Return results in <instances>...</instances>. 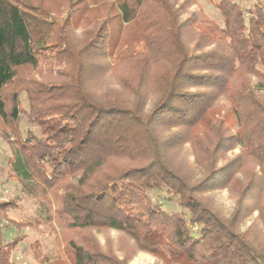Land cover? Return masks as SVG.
Returning <instances> with one entry per match:
<instances>
[{"label": "trees", "instance_id": "trees-1", "mask_svg": "<svg viewBox=\"0 0 264 264\" xmlns=\"http://www.w3.org/2000/svg\"><path fill=\"white\" fill-rule=\"evenodd\" d=\"M215 4L222 25L183 17L171 0H111L78 35V11L56 17L43 0H0V120L11 128L25 117L39 129L23 136L20 127L13 140L3 133L10 173L41 210L34 223H13L61 230L62 256L32 245L38 264H130L138 252L162 264H264V249L237 230L247 210L264 219V99L251 82L264 83V2ZM41 66L50 75L29 83L21 108L18 94L5 92L21 70ZM98 76L100 93L91 87ZM223 99L234 128L217 111ZM173 128L179 137L160 136ZM187 142L205 170L198 180L172 156ZM237 146L239 156L218 167ZM240 172L250 182L225 219L203 194L242 182ZM161 191L182 210L155 203L149 192ZM18 207L1 199L0 218ZM100 230L134 244L119 254L100 244ZM22 238L6 241L0 230V264H18Z\"/></svg>", "mask_w": 264, "mask_h": 264}, {"label": "rangeland", "instance_id": "rangeland-1", "mask_svg": "<svg viewBox=\"0 0 264 264\" xmlns=\"http://www.w3.org/2000/svg\"><path fill=\"white\" fill-rule=\"evenodd\" d=\"M43 0L44 6L53 14V16H66L70 9L78 11L80 15L79 25L76 30V34L80 35L86 25H91L96 18L103 17L106 12L105 6L111 4V0ZM177 2V6H181L183 17L188 15L197 14L203 20V15H207L209 18L222 25L224 17L220 9L216 6L219 0H171ZM241 5H244L247 9L252 8L258 3L264 2V0H238ZM94 3H96L94 5ZM85 7V8H84ZM108 14V13H107ZM111 14V13H110ZM112 15V14H111ZM205 28V27H204ZM80 37V36H78ZM107 73V78L110 79V90L115 89L114 78ZM48 73V67L41 66L35 69H23L19 72L18 78L8 87L5 92L7 95L11 93H17L19 98V105L21 108H29V103L26 100L29 88V83L45 81ZM252 84L256 87L257 95L264 99V83L257 77L251 79ZM101 83L100 77H96L91 81V87L95 92L100 93L102 90H97V85ZM227 102L223 99L217 105V111L221 116L226 119V126L234 128L233 114L226 110ZM152 104H147L146 110L151 108ZM218 117V116H216ZM221 118V117H220ZM22 129L23 136H26L28 132L38 133V127L22 117L19 124L14 127L7 128L0 120V200L16 199L19 207L16 210H11L8 214L6 221L0 218V230L3 233L6 241H11L16 237H22L17 249L14 251V259L18 264H38L32 252V245L35 243L40 244V248L45 254L52 258H58L62 256V248L55 240V235L61 232L60 228H57V223H51L49 225H38L36 227H23L18 229L13 220L16 222H35L40 217V209L36 204V200L27 195L21 185L12 177L9 167V159L11 157V151L9 145L3 138V133H7L12 140L16 138L18 129ZM179 129H161L159 133L163 138L167 137H179ZM20 132V131H19ZM172 156L175 158L183 169L193 177L194 180L200 179L204 175V168L196 161L194 149L190 143L178 144L173 147ZM240 154V148L237 146L234 149L225 151L222 157H219L217 165L218 167L228 164L232 160H235ZM236 177L243 179L240 183H230L226 186L219 187L214 191H209L203 194V198L210 201L219 213L230 219L233 216L234 211L240 199L238 194L243 190V185L248 184L250 179L248 172L237 173ZM151 198L155 203L159 204L163 209L172 213L180 212L182 209L179 207L175 199H171L165 192H149ZM248 202H252V198L247 199ZM246 200V201H247ZM43 217V215L41 216ZM55 224V225H53ZM241 234H244L247 239L257 248L264 249V219L261 218L258 209L247 210L243 219L237 229ZM57 235V236H58ZM94 235L102 246L110 245L117 253H121L122 248L131 246L134 241L126 235L119 233L115 230H100L94 231ZM133 247V246H132ZM130 264H162L157 258L144 252H138L133 256Z\"/></svg>", "mask_w": 264, "mask_h": 264}]
</instances>
